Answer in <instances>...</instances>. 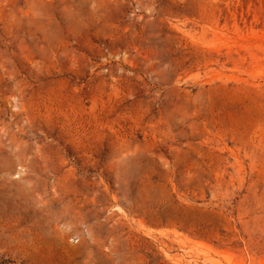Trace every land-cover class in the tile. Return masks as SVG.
<instances>
[{
  "label": "rangeland",
  "instance_id": "1",
  "mask_svg": "<svg viewBox=\"0 0 264 264\" xmlns=\"http://www.w3.org/2000/svg\"><path fill=\"white\" fill-rule=\"evenodd\" d=\"M0 264H264V0H0Z\"/></svg>",
  "mask_w": 264,
  "mask_h": 264
}]
</instances>
